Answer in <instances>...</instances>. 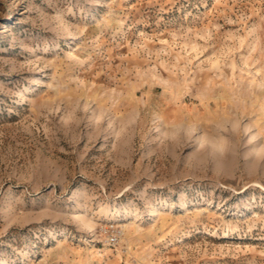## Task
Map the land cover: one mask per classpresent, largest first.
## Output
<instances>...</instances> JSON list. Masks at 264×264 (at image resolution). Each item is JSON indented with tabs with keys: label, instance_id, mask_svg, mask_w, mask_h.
Wrapping results in <instances>:
<instances>
[{
	"label": "rangeland",
	"instance_id": "1",
	"mask_svg": "<svg viewBox=\"0 0 264 264\" xmlns=\"http://www.w3.org/2000/svg\"><path fill=\"white\" fill-rule=\"evenodd\" d=\"M261 185L264 0H0V264H264Z\"/></svg>",
	"mask_w": 264,
	"mask_h": 264
},
{
	"label": "bare ground",
	"instance_id": "2",
	"mask_svg": "<svg viewBox=\"0 0 264 264\" xmlns=\"http://www.w3.org/2000/svg\"><path fill=\"white\" fill-rule=\"evenodd\" d=\"M261 187L264 189V186L261 185ZM151 214L152 216L158 215L156 211H151ZM77 218L84 226H86L89 229H92L93 231L95 224L92 221H90L85 215L79 213L77 215Z\"/></svg>",
	"mask_w": 264,
	"mask_h": 264
}]
</instances>
